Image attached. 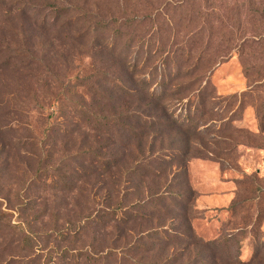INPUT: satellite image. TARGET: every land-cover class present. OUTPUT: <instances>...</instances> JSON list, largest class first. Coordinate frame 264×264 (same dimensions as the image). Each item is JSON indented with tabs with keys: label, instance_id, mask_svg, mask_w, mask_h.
Instances as JSON below:
<instances>
[{
	"label": "rangeland",
	"instance_id": "rangeland-1",
	"mask_svg": "<svg viewBox=\"0 0 264 264\" xmlns=\"http://www.w3.org/2000/svg\"><path fill=\"white\" fill-rule=\"evenodd\" d=\"M127 110L173 123L152 153L172 162L145 188L126 182L149 156L136 142L119 172L94 174L111 125L96 116ZM156 192L167 218L124 235L108 223L124 195L130 208ZM1 211L0 264H264V0H0ZM155 228L182 236L160 259L133 253Z\"/></svg>",
	"mask_w": 264,
	"mask_h": 264
},
{
	"label": "trees",
	"instance_id": "trees-1",
	"mask_svg": "<svg viewBox=\"0 0 264 264\" xmlns=\"http://www.w3.org/2000/svg\"><path fill=\"white\" fill-rule=\"evenodd\" d=\"M65 9H61L59 12H57V14L60 16V12L64 11ZM59 16L56 17L55 22H57L59 20ZM68 21V20H67ZM64 28H66L64 26ZM89 31L94 30L92 28L88 29ZM110 44H108V46H110ZM122 61L125 63V59L122 58ZM126 65V64H125ZM125 65H124V70H125ZM127 68V66H126ZM126 72V70H125ZM106 83H104L102 85V87L105 85ZM113 91L111 96L114 95V93L117 90L116 86L115 88H113ZM127 92V94H130V96H135L136 98V94H137V90L136 89H132L130 87H126L125 89H122L121 92ZM144 92L145 89H141L140 92ZM98 93V92H97ZM143 95V94H142ZM120 97H123V95H119ZM142 97H145V95H143ZM116 97H114L115 99ZM119 98L115 101V104L118 102ZM112 111L116 110L115 106H112L111 108ZM129 111L131 110H127L123 113H121L120 116H116L113 115L112 118L110 117H102L101 115H97L96 119L98 122H111V125H108L104 128H100L101 132L103 133V139L104 140V144L103 146L99 147L94 153H96V165L94 168V174L96 175H100V177H106L107 175H111L113 172H119L123 167H125L126 165V160L128 159V150H130V146L133 145V143H137L138 146V150H136L139 154L142 153L143 147L147 148L149 150V156H144L141 158V162L138 163V165H134L132 167H130L128 169L127 175H126V182H130L133 181L134 179H138L139 181V185L140 188H145L147 185V182L149 181V179L153 178V179H161L165 177V173L166 170H163V164L162 162H172L170 161L171 159H173V154H171V158L170 160H168L167 155H160L157 156L155 158V156H153V151H154V147L156 144V140L159 139L161 133H164L165 131L171 129L173 127V123H171V121H168L169 123H163L159 121H156V119H150L146 114H143L142 112H132L130 113ZM102 113V111L100 112ZM106 122V123H107ZM164 126V127H163ZM99 129V130H100ZM114 130H116L118 133H115ZM162 131V132H160ZM157 132V135H155L154 133ZM153 135L152 139H149V137ZM155 135V136H154ZM155 160V161H154ZM160 160V164L159 166L156 168V166H154V164ZM91 166H93L92 164H90ZM100 166V167H98ZM85 174H88L87 172H84ZM102 175V176H101ZM86 176V175H85ZM182 177L184 178V182L186 183L187 187H188V191L190 192V198L188 197V199H185V197H178L177 200L183 202V206L185 207L184 209V214L187 215L188 211L190 210V212H193V210L191 209V206L189 207V205L191 204V199L193 201L194 198V193L192 192L191 189H189V185L187 183V179H186V172L183 171L182 172ZM138 189V188H137ZM125 190H127V188L125 187ZM115 193V191H114ZM114 193L111 196L110 193L107 194V198H105L106 200H111L113 201V197H114ZM154 197L148 198V199H140L137 202H135L134 204H132V206L129 208L128 206L124 205V200H125V195L122 197V199H118L116 201V204H114L112 210H106L108 212V214L111 216L110 220H109V224H117L116 228H118L119 230V234L120 235H124L127 230H128V226L131 224H136V223H142L144 221L147 222H157L158 220H163L165 218H167L170 214L169 212L171 211V208L169 206H173V204L168 203L169 200V196L165 193V192H156L153 195ZM177 207V205H176ZM130 209H135V212H127ZM188 210V211H187ZM104 211V212H106ZM123 212V215L125 213L126 217L124 218H119L118 213ZM143 213V214H141ZM189 215V214H188ZM8 217V213L5 211H1L0 212V233L1 232V228H4V226H9L11 224L7 223L6 219ZM190 217V220L196 218L195 214H193L191 216H188V218ZM186 221H188V231L190 234V247L192 245L198 246L201 243H203L202 239L196 237L193 234V227L192 225L189 223V220L186 219ZM122 227V228H119ZM14 229H20V228H14ZM133 229V228H132ZM131 229V230H132ZM15 230V231H16ZM22 233H26L25 229L21 228ZM151 232H149L145 237L149 238H157V241L155 242H151L150 245H145V244H138L135 246L134 249H131V251L134 253L138 252L144 255V256H148L150 255V253L154 252L157 250V253L159 252L160 255L158 256V259H160L162 251L167 248L168 246H172V245H176L180 239V236H182V234H176V237L172 238V237H167V236H171V234L169 235L168 233V229H160V228H155L150 230ZM168 233V234H167ZM151 234V235H149ZM185 234V233H184ZM145 235V234H144ZM144 235H142L141 237L144 239L145 237H143ZM149 235V236H148ZM27 238L26 241L28 242H33L32 238L30 237V235L27 234V236H25ZM140 237V239H142ZM189 246V245H188ZM206 248L209 250H214L217 251L219 248L218 242L216 241H207L206 242ZM174 257L172 258H167L166 260L162 261L160 260L161 264H174L176 261H180L181 260V256L180 255H173ZM208 257H200L196 260V262H199L200 264H214L212 262L208 263L207 260ZM98 261V260H97ZM159 261V260H158Z\"/></svg>",
	"mask_w": 264,
	"mask_h": 264
}]
</instances>
